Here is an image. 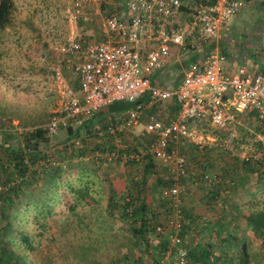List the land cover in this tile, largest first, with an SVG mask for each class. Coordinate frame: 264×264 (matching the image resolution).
Instances as JSON below:
<instances>
[{"label": "rangeland", "instance_id": "374dc122", "mask_svg": "<svg viewBox=\"0 0 264 264\" xmlns=\"http://www.w3.org/2000/svg\"><path fill=\"white\" fill-rule=\"evenodd\" d=\"M109 1L107 8H116L118 2L113 0L115 4H109ZM13 3L10 23L0 28V142L4 139V130L42 125L56 108L60 98L51 77L50 63L62 57L64 51L60 50V45L71 32L77 31L73 21L69 20L66 0H13ZM183 3L189 4L186 0ZM87 27L88 34H96L94 22ZM261 30H264V0L255 5L244 0L237 14L228 17L226 24L222 25L219 36L210 41L209 50L217 48L224 53V64L232 60L234 67L243 64L254 71H264V36ZM176 54L186 57L187 61L191 57L183 50H178ZM182 66L175 60L170 67L157 74L163 78L176 74L177 79ZM171 83L165 82L166 85ZM173 101L172 97H168L146 102L144 112L136 123L123 128L121 134H113L114 146L139 148L147 139V132L142 128L146 112L155 108L162 118L173 117ZM150 104H154V108ZM119 114L114 116L115 121ZM105 119L102 123H107ZM261 123L260 119L252 118L245 112L237 113L232 127L233 139L223 150L226 149L230 157L256 151ZM188 124L194 129L217 135V140L209 144L220 149L217 141L222 133L203 120H190ZM62 133L63 130H60L50 139H58ZM93 141L91 139L84 147L86 155L63 158L65 166L56 180V186H45L43 179L31 180L29 185H23L19 200L14 198L6 207L5 219L0 216V264H132L134 259L136 264H150L152 250L143 252L142 243L138 242L134 232L135 220L123 216L120 195L126 196L128 191L134 193L138 189V184L137 187L134 184L139 183L146 206L154 213L147 216L149 224L155 220L163 223L167 213L165 200L170 201L169 197L161 194L162 187L166 186L165 176L162 175L165 166L151 157L153 164L150 169L154 167L155 171L151 175L152 170L146 172L142 161H122L120 158L110 161L107 166L102 165L95 159L97 156H87ZM173 144L186 157L188 170L195 169L197 165L194 161L203 156L200 150L195 149L185 137L176 138ZM220 162L216 158L209 170L216 168L215 164ZM155 175H158L157 178ZM245 182L249 184L247 180ZM183 183L185 191L178 201L173 198V206L174 203L184 206L185 201L182 200L190 189L194 192L195 187L210 186L203 184V180L194 181L189 186L188 182ZM74 187L85 189V198L79 196ZM112 189L122 192L114 193L113 199L119 205L109 211L107 201ZM254 207L264 210V198L260 197ZM204 222L199 218L189 222L191 225L184 232L185 241L193 244L206 238ZM145 234L149 248L156 239H161V235L150 227ZM22 236H26L28 242ZM247 237L251 236L247 234ZM233 249L232 253L235 251L237 256L225 259L222 264H241L240 255L236 248ZM138 252L145 254L138 258ZM246 253L249 258L247 264H264V240L251 237ZM169 256L165 259L175 257Z\"/></svg>", "mask_w": 264, "mask_h": 264}, {"label": "built area", "instance_id": "2783aa9c", "mask_svg": "<svg viewBox=\"0 0 264 264\" xmlns=\"http://www.w3.org/2000/svg\"><path fill=\"white\" fill-rule=\"evenodd\" d=\"M66 1L69 20L75 27L94 19L102 36L81 39L84 42L81 58L75 56L81 45L76 39L78 29L60 45L65 62L72 63L78 85L74 88L61 68L52 66V79L60 100L41 125L49 136L65 126L68 118L77 124L107 103L131 101L132 105L113 124L106 125V130L114 134L136 123L146 102L171 96L178 104L175 116L164 119L156 111L146 112L142 128L150 137L144 148H125L118 144L119 147L95 149L93 153L102 165L120 158L139 162L143 154H150L172 177L170 184L162 187L161 194L178 201L185 191L180 178L186 174L188 162L174 147V140L185 137L197 148L217 140L214 134L194 129L188 121H206L222 132L218 145L227 147L239 111L254 109L257 117L264 120V71H254L243 64L230 70L224 64L225 54L217 48L198 50L204 41L210 42L219 36L222 25L228 17L237 14L244 0H189L188 5L183 0H126L123 15L103 14L101 0ZM178 50L190 51L192 56L185 62L184 57L176 54ZM175 60L184 64L179 70V79L176 80V74L166 78L158 76V72ZM152 75L155 76L153 83ZM166 81L172 83L166 85ZM145 92L149 98L139 99ZM258 140L264 153V131ZM241 156L246 154L242 152ZM205 180L213 181L206 175ZM182 222L180 208L174 203L167 220L173 232L167 233V237L175 248L168 246L165 253L173 252L178 264H188L192 261L179 245L177 234ZM156 229L162 230V227L157 225Z\"/></svg>", "mask_w": 264, "mask_h": 264}, {"label": "trees", "instance_id": "16d2710c", "mask_svg": "<svg viewBox=\"0 0 264 264\" xmlns=\"http://www.w3.org/2000/svg\"><path fill=\"white\" fill-rule=\"evenodd\" d=\"M125 1L126 0H121L118 5L115 6L116 8L111 9H108V2L105 1L100 4V9L105 15H123V12L125 10ZM13 7V0H0V28H3L10 23L11 11ZM93 22L95 24L96 34H88L87 25L92 24ZM78 24L79 25L77 28L78 32L76 35V39L80 42L81 45L80 51L77 55L75 54V56L81 58L84 57V42H81V39H87L88 37L99 38L102 36V34L99 31L98 23L95 22L94 19H90V21L81 22V24ZM210 46L211 43L209 42V40H206L202 43L201 46L198 47V50L201 52L203 50H209L211 48ZM187 52L190 53V51ZM185 59L186 57H184L183 60ZM185 62H187V60ZM53 65H58L61 68L62 74L67 78L70 85H72L74 88H77L78 81L77 76H75L72 70V63L65 62L64 57L58 58L57 62L54 61L50 63L51 77L53 72ZM150 79L153 83L155 81V76H150ZM177 79H179V77H177ZM176 80L172 84H175L177 82ZM148 96V92H145L139 97V99H143L144 101H146L149 98ZM173 104L174 105H172L171 113L172 116H175L178 110V104L175 102V100L173 101ZM130 105H132L131 101L123 99L115 100L98 108L95 112H93L92 115H90L86 119H83L80 123L75 124L73 123L71 118H68L66 125L60 126L57 131L58 133L60 130H63L62 136L58 139L56 138L53 141L50 139V136L48 135L45 128L41 125H32L27 128H20L19 130H4L6 131V133L4 139H2L0 142V216L2 217V219H5L6 207H8V205L14 198H16V201L17 199L19 200L20 194L23 192V185H29L31 180L39 181V179H43L42 182L45 186H56V180L60 176V172L65 166L64 159L66 157L67 159H69L70 157L76 158L83 156V154L86 155L84 147L86 145H89L91 139H93L94 141L92 143V146L89 147L90 149L87 156H94L93 152L95 149L103 150L110 149L112 147L115 148L112 142L113 134L108 132L105 127L107 124H113L115 122L114 116L122 113V111L128 108ZM150 105L152 106V108H154V104ZM168 108H170V106ZM151 111L155 112V108ZM240 112H245V114H249L252 118L259 120L254 109H246L239 111L238 113ZM103 119H105L107 123H102L104 121ZM98 122H100L101 124H99ZM261 122L262 126L258 127V130H261L260 133L264 131V120H261ZM216 131L218 130L216 129ZM218 132L222 133L220 131ZM118 134H121V132ZM214 136L215 139L218 138L217 135L214 134ZM149 137V134H147L145 143L147 142ZM145 143L141 144L140 148H144ZM193 146L195 149H199V153L203 154V156L201 159L194 161V164L197 165L195 169L191 168L188 170L189 167L187 168L186 174L180 178V181L187 183L191 181L189 178H193L194 181L203 180V184H209V189L211 190L217 187V183L221 182L224 187L220 188L219 193L217 192L218 188L216 189L217 193H212V199L210 202L218 209L217 213H219V216L220 214L223 215L222 213L225 209L224 202L221 199V193L223 192V190L227 191L228 193L231 189L237 186V184H242L248 178L252 177V183L258 186V188L261 189V195H264V153L260 149L261 147L259 140L256 151H254L253 153L244 152L246 154L245 157H242L241 155H237L238 157H236V155L230 157V153H227L226 149L223 150V148H225L223 146L220 147V149L222 150H220L219 148L217 150L216 146L212 148V145L207 143L204 144L202 148H197L195 145ZM151 157L152 156L150 154H143L140 161L143 162L142 166L146 172L152 170L150 171V174L152 175L155 171L154 167L150 169L151 164H153V157ZM216 158L221 160L220 164L218 163L219 168L221 166H226V169L224 168V171L227 172L226 174L230 173L232 175L234 173H239L237 181L229 175L228 177H224L217 171L218 169L212 168V170H209V168L212 167L211 162ZM95 159L99 161V158L95 157ZM162 175L165 176L166 186L169 185L172 181L171 175L166 171V169L164 170V173H162ZM205 175L212 178L213 181L207 182L205 180ZM157 176L158 175H155V178H157ZM185 177L187 178L186 180ZM137 184L138 189H136L132 194L131 191L130 193L129 191L126 192V196H123L120 193L122 192L121 190L114 189L113 191L112 189L108 195L107 209L109 211H112L114 207L119 205L113 199V196L115 195L114 193L119 192L121 194V210L123 216H125V218H128L129 220H135L136 229H134V232L138 236V242L142 243L143 252H147L149 249L152 250L149 263L178 264L175 257H173V259L171 260L165 259L169 255L174 256L173 252H170L168 256H165V251L168 246H170L172 250L175 248V245H173L167 237V233L173 232V229L167 223L168 217L170 216V213L174 208L173 197L170 195H163L165 198H170V201L165 200V203L167 205V208L165 210L167 211V213L164 222H157V220H155V222L149 224V219L147 218V216L148 214L154 215V213H151V209L146 206L147 203H145L144 196L139 190L141 188V185L139 183H136L134 184L135 187H137ZM73 190H76L77 194L84 198L87 194V191L80 187H74ZM255 199L257 198H254V200ZM249 201L252 202L253 200ZM178 206L182 213V218L185 219L184 222H182V226L178 230L177 234L180 236L179 245L185 249L186 257L190 261H192L188 264H194V262H198V264H222L225 259H230V257L237 256V254H235V251L234 253H232V250H234L233 248H236L238 255H240V259H238L239 261H241V264H247L249 262V258L247 256L246 249L250 237H247L245 231L249 230L254 236L261 238V240H264V210L262 208H255L249 210L244 215L245 229L237 235H234V233H228L223 236V240L219 238V242H222V244L217 241L218 243H216V246H213L215 245V243H210L212 248L207 242L203 244H189L184 239V232L189 229V225H191V223L189 222H191L192 220L190 221V219L187 218L188 215L186 212H184L183 206L180 204H178ZM71 207H73V204L71 205ZM5 222L6 221L4 220L3 224H5ZM157 225L162 227V230H157ZM148 227L156 231V234L161 235V239H156L151 248H149L150 245L147 244L149 241L146 240L147 238L145 234ZM22 239L27 241L26 236H22ZM4 247L5 245L3 246V249ZM215 247L218 249V252L214 251ZM0 251L2 250L0 249ZM142 254L145 253L138 252V258ZM11 256L12 255L10 253L9 257L11 258ZM135 261L136 259L132 261V264H134Z\"/></svg>", "mask_w": 264, "mask_h": 264}, {"label": "crops", "instance_id": "0c3cea01", "mask_svg": "<svg viewBox=\"0 0 264 264\" xmlns=\"http://www.w3.org/2000/svg\"><path fill=\"white\" fill-rule=\"evenodd\" d=\"M107 0H101L100 4L105 2ZM111 1V2H110ZM109 3L115 4L113 0H110ZM118 3L120 1L116 0ZM190 2L189 0H186ZM251 1L252 5H255L256 2H259V0H249ZM184 2V1H183ZM118 5V4H117ZM261 34L264 36V30H261ZM251 45H254V43L251 42ZM237 63V61H236ZM234 62L232 60H229V62H226L225 67L232 70L234 68ZM262 66V65H261ZM124 111V110H123ZM241 155V154H239ZM217 171L222 174L224 177L231 176L234 180H238V174H226L227 172L224 171V168L226 169V166H221L223 168H219L217 164ZM216 169V168H215ZM250 175V174H247ZM191 181L188 182L187 186L190 184L192 185L194 183L193 178H189ZM252 177L247 179L246 182L242 184H237L233 189H231L228 193L227 191L223 190L221 193V199L224 202L225 209L223 211V215L218 212V209L213 206L211 202L212 199V193H219L220 188H223L224 185L220 182L217 183L214 189H209L203 186L195 187L196 189L193 190L190 189L187 193L185 198L182 200L184 202V212L187 213L188 218L193 221V219H200L201 221H205L203 224L205 228V233L207 235L206 238L201 239V242H195L196 244H203L205 242L209 243H216L219 242V238H224L223 236L228 233H234L240 234L245 229V218L244 215L251 209H255L254 206H256L257 200L262 197L264 198V195H261L260 190L258 186L254 185L252 183ZM249 185V186H247ZM199 186V185H198ZM218 188L217 192L216 189ZM243 190V191H242ZM226 193V194H224ZM255 195V197H254ZM254 198H257L254 200ZM249 200H253L252 202ZM222 212V211H221ZM245 234H248L249 236L253 237L254 235L249 230L245 231ZM250 237V238H251ZM223 240V239H222ZM221 240V241H222ZM218 241V242H217ZM212 248V246H211ZM215 252H218V249L215 247Z\"/></svg>", "mask_w": 264, "mask_h": 264}]
</instances>
